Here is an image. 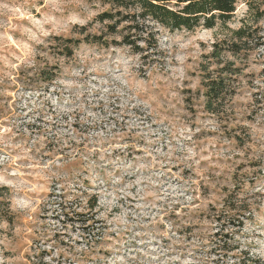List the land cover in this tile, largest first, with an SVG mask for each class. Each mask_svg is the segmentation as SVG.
<instances>
[{
	"label": "clouds",
	"instance_id": "9594fccd",
	"mask_svg": "<svg viewBox=\"0 0 264 264\" xmlns=\"http://www.w3.org/2000/svg\"><path fill=\"white\" fill-rule=\"evenodd\" d=\"M131 4L137 20L114 24L120 35L113 39L121 47L69 53L65 66L33 47L47 48L53 43L45 41L49 35L66 37L54 18L81 7V0H45L39 7L0 0L5 23L11 18L0 44V264H264V161L249 166L264 154V109L244 122L248 140L242 148L235 147V138H221L220 125L251 115V109L230 111L226 104L219 123L193 118L187 102H194L193 94L185 89L195 85L184 84L193 65L185 62L211 53V47L190 41L195 54L184 52L174 66L176 49L169 44L164 73L154 74L155 65L140 62L148 51L147 32H133L132 25L140 12L160 23L166 18L152 12L150 0ZM33 8H46L43 21ZM94 8L83 6L82 27L109 10ZM243 9L241 2L235 14ZM25 34L28 39H21ZM259 35L264 39V31ZM124 36L133 37L127 46ZM130 49L136 54L126 56ZM241 57L228 54L221 62H232L228 72L249 64L240 75L252 72L256 78L251 85L241 79L237 91L243 95L230 103L255 108L252 94L264 95V43L249 60ZM216 67L221 64L207 71ZM49 69L50 82L28 84V76ZM201 91L215 99L212 89ZM201 132L217 135L201 138ZM240 163L250 176L259 168L255 186L228 183ZM226 185L227 193L221 190Z\"/></svg>",
	"mask_w": 264,
	"mask_h": 264
},
{
	"label": "trees",
	"instance_id": "16d2710c",
	"mask_svg": "<svg viewBox=\"0 0 264 264\" xmlns=\"http://www.w3.org/2000/svg\"><path fill=\"white\" fill-rule=\"evenodd\" d=\"M109 4L107 11L95 16L90 22L83 25L75 26L80 37H55L61 42L60 54L64 57H70L69 53H73L74 49L80 44H95L104 47L110 45H120L113 39L114 36L120 35L115 30L114 24H119L120 19L128 21H136L137 14L131 11V0H101ZM159 2L160 6H156ZM245 3V9L239 18V25L232 27L229 24L234 19L236 7L239 3ZM152 3V12L162 15L166 18L165 23H160L154 17L146 15L144 12L138 14L137 24L132 25L135 32H147L148 51L146 55H142V60L146 57L158 54L157 44L160 29L169 31L184 29L193 31L202 27L205 29L220 30L221 36L216 37L211 44L212 52L202 55L201 63V84L203 89H212L215 92V99L212 98L209 91H203L201 94L204 98V108L207 112L218 114L223 111L229 98V80L236 75L239 68L227 71L232 68V62L228 61L224 66L221 62L224 56L231 54L233 56L242 52L241 59H246L255 48L264 43L259 35L264 28L259 27V21L264 19V0H150ZM173 8H177L173 11ZM127 10V11H126ZM105 20L114 23H105ZM97 23L101 25L102 31L99 33H91L89 27ZM254 25H257L254 27ZM87 32V35L83 33ZM99 34L107 37V39L97 40L95 37ZM217 36V34L215 33ZM133 37H123V44L127 46L128 39ZM145 37L137 36L136 39H144ZM136 53V49H131ZM212 71H207L210 65H219ZM212 79H209V78ZM237 225H241L242 221H234ZM258 264V262H256Z\"/></svg>",
	"mask_w": 264,
	"mask_h": 264
},
{
	"label": "rangeland",
	"instance_id": "374dc122",
	"mask_svg": "<svg viewBox=\"0 0 264 264\" xmlns=\"http://www.w3.org/2000/svg\"><path fill=\"white\" fill-rule=\"evenodd\" d=\"M32 2L36 3L37 7H39L40 5L44 4L45 0H23V3L25 5H28L29 3H32ZM96 4H98L100 9H105L106 7L108 8V5H109L107 3L102 2L101 0H81V5H82L81 7H78L75 10H72L71 12H65L63 15H57L54 18L53 22L56 24L58 28L67 29L66 37H72V38L80 37V35L77 32V28L75 26H79L80 25L79 21L84 19L85 13L83 11V6H87L89 10L94 11L95 10L94 5ZM32 11L35 13L37 19H40L41 21H43L44 16H42L41 13L45 12L46 8H41L40 12H35V9L33 8ZM243 11L244 9L241 10L240 13L235 14L234 19L229 24L230 26L239 25V18L241 17V14ZM8 19H9V23L6 24L4 17L2 16V14H0V44L4 43V38L7 35V29L8 27H11V23H10L11 18H8ZM91 20H86L85 24L90 22ZM24 23L26 24L27 21H25ZM49 26L50 24L45 25V27H49ZM29 27H31V25H29ZM89 29H94V32L90 31L91 33H99L100 31H102L101 25L97 23H93V25L90 26ZM33 31H35L34 28H33ZM159 33L160 34L158 37V44H157L158 54L148 56L145 58V60H142V58L140 60L142 64H146L149 67L155 65L157 72L154 74L164 73V69L167 66V60L169 59L168 53L165 49L169 44L172 45L173 49H176V51H174L172 54V63L174 66H177L179 65L178 57L180 55H183L184 52H192L193 54H195L196 50L188 46L190 41H195V43L199 46L200 49H204L206 47H211V44L215 40V38L220 37L222 35L220 30L218 31L217 28L205 29L202 27L196 28L193 31H186L184 29L174 30V31H169L167 29H160ZM215 33L217 34V36L215 35ZM16 34L20 36V32H16ZM55 37L66 38L64 35H61V36L49 35L48 37H45L44 39L46 42L48 40L53 41V43L48 44L47 48H44L42 45L34 44V41L30 39L28 40V42L30 44H34L33 51L47 52L48 57L52 58L53 60L63 59L65 66H67L68 60L71 59V56L64 57L63 55L60 54V51H61L60 42L61 41L56 40ZM21 39H28L27 34H25L24 36H21ZM181 45H185L186 47L183 50H180L179 46ZM113 46L121 47V45H110L109 47H104V46L95 45V44L82 43L74 49L72 55H75L76 53H83L86 51H91V52L107 51L110 47H113ZM116 54H117L116 52L111 53L113 57H115ZM135 54L136 53L131 51V49L125 53L126 56H132ZM202 55H204L203 52H201V55L195 62L192 61L191 57L185 62V63L192 64L193 67L191 70L187 72L189 79L185 80L184 84L185 85H195L194 88L188 87L185 89L187 92H190L193 94V99H194V102L187 101L193 104V106L189 108L188 110L192 113L193 118H195L196 116H199L201 121H212L215 119V122L219 123V120L222 119L219 113L212 114V113L207 112L204 108V98L201 94L202 93L201 89L203 88L201 84V73L202 72H201V67H200L201 63L203 62ZM249 57L250 55L246 59H242V60L247 61L249 60ZM41 59L42 57L38 55L37 60H41ZM252 63H256V62L252 61ZM75 66L76 65H73V67ZM248 67H250L249 64H243L241 67H239L240 72L232 76L231 79L229 80L230 95L226 103L229 104L230 111H235V109L238 107L241 109L247 108V109L252 110L251 115L247 113H242L239 117L233 116L232 120H229L227 123L220 125V130L223 132V136L221 138L222 139L235 138V140L237 141L235 147L237 148L244 147L245 143L248 140V135H247L248 129L244 127V122L252 121L253 117L257 114V112L264 109V95H261L260 93H255V92L252 94L253 101L256 105L255 108H253V105L251 103H245L244 101H236L235 103H230L232 98H234L237 94L241 96L243 95V92L238 93L237 91L240 86L241 79L247 80L249 85H251L252 81L256 78V74L252 72L246 73L243 76L240 75L243 68H248ZM57 69L59 70L58 65H57ZM141 72H143V69H141ZM49 73H50V69L44 72L43 75L40 77L28 76V84L29 85L35 84L37 83V81H40L41 83H43L44 81L50 82ZM259 74L264 75V70H261ZM197 108H199V111H197ZM193 127H195V125H193ZM215 135H217V133L215 132H201L198 134V136L201 138L207 137V136H215ZM250 151L251 149H249V152ZM247 154L248 153H246L245 155L247 156ZM262 161H264V154H262L256 161L249 162V166L259 165ZM245 167L246 165L244 163H240L236 165L235 172L233 173L231 180L228 181V183L236 182L238 186H242L244 181L247 180L251 186H255V182L252 179V177L259 175V168H257L256 171L252 172L250 176L249 173L243 171ZM188 172L189 170H185L184 174L186 175ZM217 179L220 181H224L225 177L221 176V177H218ZM203 190L205 193L209 192V189L207 187H204ZM221 190L227 193L228 192L227 185L223 187ZM257 195L259 194L257 193ZM247 219L251 220L252 219L251 215H249ZM237 227H243V222H241V225L240 224L237 225ZM223 247L228 248L229 244L224 243ZM245 256H247V253H245ZM242 264H244L243 261H242ZM245 264H247V262H245Z\"/></svg>",
	"mask_w": 264,
	"mask_h": 264
}]
</instances>
